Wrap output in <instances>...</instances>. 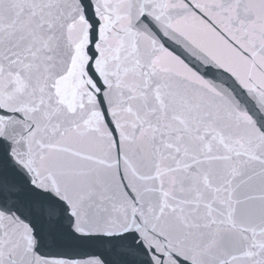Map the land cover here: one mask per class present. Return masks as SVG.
Masks as SVG:
<instances>
[{"label":"snow or ice","instance_id":"obj_1","mask_svg":"<svg viewBox=\"0 0 264 264\" xmlns=\"http://www.w3.org/2000/svg\"><path fill=\"white\" fill-rule=\"evenodd\" d=\"M0 264H264V0H0Z\"/></svg>","mask_w":264,"mask_h":264}]
</instances>
